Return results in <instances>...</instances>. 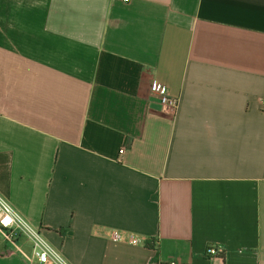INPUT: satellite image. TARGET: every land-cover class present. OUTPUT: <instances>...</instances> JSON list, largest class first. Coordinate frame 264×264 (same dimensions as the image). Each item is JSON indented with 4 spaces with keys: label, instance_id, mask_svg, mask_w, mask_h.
<instances>
[{
    "label": "crops",
    "instance_id": "1",
    "mask_svg": "<svg viewBox=\"0 0 264 264\" xmlns=\"http://www.w3.org/2000/svg\"><path fill=\"white\" fill-rule=\"evenodd\" d=\"M0 193L72 264H264V0H0Z\"/></svg>",
    "mask_w": 264,
    "mask_h": 264
},
{
    "label": "built area",
    "instance_id": "2",
    "mask_svg": "<svg viewBox=\"0 0 264 264\" xmlns=\"http://www.w3.org/2000/svg\"><path fill=\"white\" fill-rule=\"evenodd\" d=\"M154 91L160 97L163 107L171 110L178 106V98L172 96L162 82L154 84ZM124 149H121V152ZM106 236L114 241L128 242L132 244H144L146 238L135 232L109 228L105 230ZM0 235L31 263L39 264H72L64 253L51 243L41 232L33 226L4 196L0 193ZM23 241L30 245V251L25 249ZM223 247L217 243H211L206 253L210 256L223 254ZM172 264H174L172 262Z\"/></svg>",
    "mask_w": 264,
    "mask_h": 264
},
{
    "label": "rangeland",
    "instance_id": "3",
    "mask_svg": "<svg viewBox=\"0 0 264 264\" xmlns=\"http://www.w3.org/2000/svg\"><path fill=\"white\" fill-rule=\"evenodd\" d=\"M23 245H24L25 249H27L28 251H30V245L27 242H24L23 241Z\"/></svg>",
    "mask_w": 264,
    "mask_h": 264
},
{
    "label": "trees",
    "instance_id": "4",
    "mask_svg": "<svg viewBox=\"0 0 264 264\" xmlns=\"http://www.w3.org/2000/svg\"><path fill=\"white\" fill-rule=\"evenodd\" d=\"M64 230H65V228H60L59 229V231L62 232V233L64 232Z\"/></svg>",
    "mask_w": 264,
    "mask_h": 264
}]
</instances>
